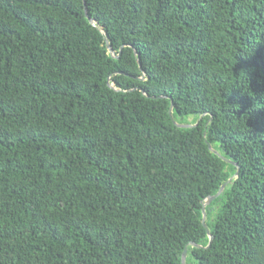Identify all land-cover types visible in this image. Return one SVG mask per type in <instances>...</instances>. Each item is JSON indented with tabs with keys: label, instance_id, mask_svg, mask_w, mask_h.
Here are the masks:
<instances>
[{
	"label": "trees",
	"instance_id": "1",
	"mask_svg": "<svg viewBox=\"0 0 264 264\" xmlns=\"http://www.w3.org/2000/svg\"><path fill=\"white\" fill-rule=\"evenodd\" d=\"M86 1L0 0V264H264V0Z\"/></svg>",
	"mask_w": 264,
	"mask_h": 264
},
{
	"label": "water",
	"instance_id": "2",
	"mask_svg": "<svg viewBox=\"0 0 264 264\" xmlns=\"http://www.w3.org/2000/svg\"><path fill=\"white\" fill-rule=\"evenodd\" d=\"M84 4H85L86 17H87V19L89 20L90 24H91L94 28L98 29V30L103 34V36L105 37V40H106V43H107V49H108L110 55H111L113 58H115V59L118 60V59L120 58V56H117V55H116V53H115L113 47L109 44L107 34L105 33V31H104L103 29L100 28V26H99V24L97 23V21L93 20V19L90 17V13H89V10H88V7H87V1H86V0H84ZM140 66H141V65H140ZM144 74H145V73H144ZM141 80H142V81H145V75H144V77H143ZM109 87H110L112 90H114V91H116V92H118V93L120 92V91L116 90L115 87H114L112 84H110ZM142 93H143V95L147 96V94H146L144 91H143ZM148 98H149V97H148ZM149 99L156 100V99H153V98H149ZM172 111H173V104H172V108H171V112H170L171 115H172ZM175 124H176V126H177L178 128H180V129H194V128H197V126H191V125H179L178 123H175ZM210 151H211L214 155H216V156H218L219 158H221L224 162H226V163H228V164H231V165L237 167L236 164H234V163H232L231 161H228L227 159L223 158V157H222L217 151H215V150H214L213 148H211V147H210ZM237 168H238V167H237ZM238 169H239V168H238ZM238 176H239V173L237 174L236 178H238ZM227 186H228V185H225V186L221 189V191L218 193L217 196H215V197H210V198H208L206 201L203 202V226H204V228L207 229V233H208L209 238H210V246H209V248L211 247V245H212V243H213V241H214V237L211 235V232H210V230L208 229V226H207V208L210 207V206H211V205H212L217 199H219V198L224 194V192H225ZM189 247H193V248L200 249V250L203 249V247L198 246V245H196V244H194V243L190 244ZM189 247L186 248V250H185V252H184V255H183V258H182V264H187V259H188V254H189Z\"/></svg>",
	"mask_w": 264,
	"mask_h": 264
},
{
	"label": "rangeland",
	"instance_id": "3",
	"mask_svg": "<svg viewBox=\"0 0 264 264\" xmlns=\"http://www.w3.org/2000/svg\"><path fill=\"white\" fill-rule=\"evenodd\" d=\"M190 122H192V120H190Z\"/></svg>",
	"mask_w": 264,
	"mask_h": 264
}]
</instances>
